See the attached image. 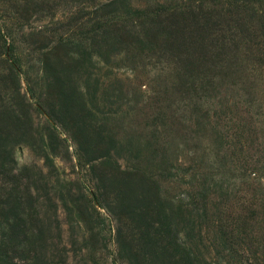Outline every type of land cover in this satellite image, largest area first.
<instances>
[{"label":"rangeland","instance_id":"obj_1","mask_svg":"<svg viewBox=\"0 0 264 264\" xmlns=\"http://www.w3.org/2000/svg\"><path fill=\"white\" fill-rule=\"evenodd\" d=\"M92 1L0 0L23 16L0 40L8 264H173L162 227L185 264H264V65L185 70L159 39L100 38Z\"/></svg>","mask_w":264,"mask_h":264},{"label":"trees","instance_id":"obj_2","mask_svg":"<svg viewBox=\"0 0 264 264\" xmlns=\"http://www.w3.org/2000/svg\"><path fill=\"white\" fill-rule=\"evenodd\" d=\"M4 9L8 13L9 9ZM4 9L0 6V12ZM16 11L15 24L11 20L10 26L0 23V40L6 49L8 35H12L6 30L19 25L23 17ZM86 17L98 20L100 27L92 31L100 38L113 34L122 39L144 35L159 39L164 50L185 70H227L241 59L264 65V0H164L147 9L141 8L137 0H94L86 7ZM0 58H5L2 61L10 72L16 69L10 54L0 50ZM162 229L155 228L151 235L163 245L158 250L164 249L176 261L173 264H185L170 230ZM8 260L0 243V263L8 264Z\"/></svg>","mask_w":264,"mask_h":264}]
</instances>
